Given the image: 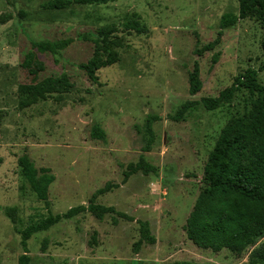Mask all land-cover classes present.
Here are the masks:
<instances>
[{
    "label": "rangeland",
    "instance_id": "obj_1",
    "mask_svg": "<svg viewBox=\"0 0 264 264\" xmlns=\"http://www.w3.org/2000/svg\"><path fill=\"white\" fill-rule=\"evenodd\" d=\"M51 1L0 0V15H12L0 24V264H20L25 251L18 229L88 205L107 182L120 186L96 201L135 220L118 218L115 224L113 214L100 220L89 212L62 220L28 240V264H264L252 257L264 237L236 255L202 249L184 229L205 187V164L222 128L247 116L257 94L241 89L216 110L200 104L183 119L170 118L187 101L218 96L248 68L257 70L264 84L262 21L256 16L238 21L214 50L198 55L196 49L217 37L221 17L238 14V0H117L62 9L50 7ZM138 17L146 33L127 28ZM111 24L117 30L108 40L119 61L98 70L92 81L79 64L93 56L95 44L80 35L98 36ZM65 38L74 42L59 62L50 53L38 54L45 70L34 79L22 65L31 41ZM216 52L220 57L213 64ZM195 62L203 87L193 95L189 73ZM63 72L73 87L61 101L52 95L21 108V84ZM151 119H156L154 142L145 151ZM95 125L105 130V140L91 137ZM23 154L55 176L48 206L21 172ZM142 157L157 171L137 172L123 182L128 165ZM9 206L18 207L17 224L5 215ZM138 220L149 222L157 242L136 250Z\"/></svg>",
    "mask_w": 264,
    "mask_h": 264
},
{
    "label": "trees",
    "instance_id": "obj_2",
    "mask_svg": "<svg viewBox=\"0 0 264 264\" xmlns=\"http://www.w3.org/2000/svg\"><path fill=\"white\" fill-rule=\"evenodd\" d=\"M117 0H53L49 6L62 9L72 3L107 4ZM239 12L225 13L220 19V30L217 37L196 49L198 55L206 51L214 50L222 41L224 31L235 25L242 19L253 16L258 17L263 24V37L261 41L264 54V0H238ZM138 16V15H136ZM12 18L11 14H1L0 24ZM127 28L137 33H146L148 28L141 24L139 17L128 23ZM117 30L116 24L104 26L100 34H83L80 37L90 40L95 44L93 56L79 64L92 81L97 78V71L111 66L119 61V53L112 49V41L108 38ZM74 42L73 38L59 40L31 41V49L25 55L23 67L36 79L40 72L45 70L44 62L39 58V53H50L56 62L59 55ZM220 52L213 56V64L217 63ZM264 69V65L261 70ZM189 90L191 94H197L203 87L200 76V66L195 62L193 70L189 73ZM73 84L66 72L60 76H49L30 84H21V108L36 104L41 99L55 95L56 100L61 101L64 94L72 90ZM247 89L257 97L252 102V109L247 116L236 117L227 123L221 130L214 148L209 153L204 168L205 187L196 199L195 205L189 214L184 226L189 240L202 249L220 252L230 250L236 255L255 246L259 238L264 237V84L259 81L258 71L248 68L237 75L231 86L225 88L216 97H202L200 100L185 102L176 115L170 116L173 120L183 119L186 111L202 104L207 110L217 108L230 102L236 92ZM156 119H151L148 125L149 142L144 148L150 151L154 142V130L152 127ZM94 139L105 140L107 134L99 125H95L91 132ZM18 164L26 181L30 184L37 197L48 206V188L55 180L50 168H37L28 154L18 158ZM156 167L143 157L137 163L128 165L124 173L123 182H127L130 176L137 172L149 174L156 172ZM120 184L107 182L105 186L97 189L88 205L71 207L63 213L49 214L35 221L23 229H18L21 235V244L24 254L20 257V264H28V240L38 232L49 230L62 220L72 219L82 213H92L98 219H104L105 215L113 214V222L118 223V218L134 221L133 216L117 210L114 206H106L98 203L96 199L118 188ZM1 208V206H0ZM5 215L17 224L19 221L18 207L9 206L4 209ZM140 238L135 243L136 250L144 244H155L157 239L152 232L149 222L138 220ZM47 240L44 241V248ZM254 262L264 263V242L252 253Z\"/></svg>",
    "mask_w": 264,
    "mask_h": 264
}]
</instances>
